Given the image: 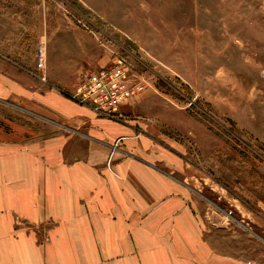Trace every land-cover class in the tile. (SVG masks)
<instances>
[{
  "label": "crops",
  "instance_id": "1",
  "mask_svg": "<svg viewBox=\"0 0 264 264\" xmlns=\"http://www.w3.org/2000/svg\"><path fill=\"white\" fill-rule=\"evenodd\" d=\"M12 15L0 11V264H261L228 252L152 136L62 93L90 69L76 31L45 41L40 72Z\"/></svg>",
  "mask_w": 264,
  "mask_h": 264
},
{
  "label": "rangeland",
  "instance_id": "2",
  "mask_svg": "<svg viewBox=\"0 0 264 264\" xmlns=\"http://www.w3.org/2000/svg\"><path fill=\"white\" fill-rule=\"evenodd\" d=\"M0 11L20 13L15 49L40 72L45 41L74 31L80 73L127 61L146 89L94 114L152 136L228 252L264 264V0H0Z\"/></svg>",
  "mask_w": 264,
  "mask_h": 264
},
{
  "label": "built area",
  "instance_id": "3",
  "mask_svg": "<svg viewBox=\"0 0 264 264\" xmlns=\"http://www.w3.org/2000/svg\"><path fill=\"white\" fill-rule=\"evenodd\" d=\"M132 70L127 61L113 57L108 65L93 69L76 80L70 96L87 104L97 114H114L119 106L132 101L147 87L145 80L134 75ZM116 146L117 142L111 146L107 165Z\"/></svg>",
  "mask_w": 264,
  "mask_h": 264
}]
</instances>
